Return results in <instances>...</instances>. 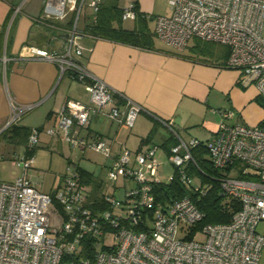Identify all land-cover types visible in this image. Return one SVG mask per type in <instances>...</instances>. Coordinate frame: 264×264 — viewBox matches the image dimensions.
Wrapping results in <instances>:
<instances>
[{
  "label": "built area",
  "instance_id": "1",
  "mask_svg": "<svg viewBox=\"0 0 264 264\" xmlns=\"http://www.w3.org/2000/svg\"><path fill=\"white\" fill-rule=\"evenodd\" d=\"M84 1L44 0L46 17L62 19L67 10L75 11L74 26L66 34L61 54L35 46L27 49L32 57L58 65L60 74L69 73L89 96L87 103L68 99L48 134H60L80 152L89 148L108 158L109 142L84 132L93 116L105 114L127 129L141 111L156 116L110 88L76 59L81 54L74 39L76 19ZM99 3L91 2L95 9ZM167 3L171 14L155 18L156 36L176 50H183L192 37L228 46L224 67L238 71L244 84H254L264 101V0ZM135 16L131 0L121 17ZM6 62L7 57L0 56V69ZM35 105L10 101L6 126L18 123ZM217 112L218 130L209 140L178 139L166 160L178 173L180 183L197 197L204 195L209 185L194 184L188 173L191 147L203 144L217 170L230 172L239 162L243 168L236 175L223 172L218 179L222 194L240 203L229 222L196 227L203 213L188 195L154 207L152 185L161 181L154 146L133 154L127 149L118 152L106 166L105 179L112 191L96 198L89 195L74 163L66 167L54 191L38 190L27 176L34 156L21 154L11 160L21 175L12 182L0 181V264H260L264 235L256 228L264 222V123H230L233 110ZM165 124L173 130L170 123ZM38 135L33 130L28 147L38 143ZM240 172L248 178L240 177Z\"/></svg>",
  "mask_w": 264,
  "mask_h": 264
},
{
  "label": "crops",
  "instance_id": "2",
  "mask_svg": "<svg viewBox=\"0 0 264 264\" xmlns=\"http://www.w3.org/2000/svg\"><path fill=\"white\" fill-rule=\"evenodd\" d=\"M43 1L0 0V56L7 57L5 67L0 69V143H8L2 132L7 128L10 101L36 104L17 124L41 127L40 132L37 130L39 140L43 130L56 127L57 113L68 99L89 101L82 83L69 73L60 74L58 65L32 57L27 49L35 46L61 54L66 34L74 26L75 11L67 10L62 19L49 18L42 11ZM92 1H84L76 19L74 39L81 50L76 59L110 88L123 92L156 116L141 111L130 129L105 114L93 116L84 132L109 142L111 154L104 162L106 166L123 149L133 154L142 147L154 146L158 177L161 180L159 168L163 167L170 180L175 170L165 160L170 149L178 139L188 142L191 138H211L218 130L217 110H233L230 123H264V101L254 84H244L238 71L224 67L227 46L218 43L220 48L206 52L187 44L183 50H176L158 39L155 18L171 14L167 0H132L137 3L135 18L114 20V24L136 34L132 41L95 36L87 30L96 20L100 4H115L124 10L131 0H100L98 9ZM51 136L52 141H64L60 134ZM19 145L21 154L27 155L28 145ZM4 154L9 150L0 149V162ZM81 168L96 178L93 181L97 187L82 180L91 197L112 191L102 173ZM60 183L61 177L56 188Z\"/></svg>",
  "mask_w": 264,
  "mask_h": 264
},
{
  "label": "trees",
  "instance_id": "3",
  "mask_svg": "<svg viewBox=\"0 0 264 264\" xmlns=\"http://www.w3.org/2000/svg\"><path fill=\"white\" fill-rule=\"evenodd\" d=\"M135 8L137 15V3H135ZM122 12L123 10L117 8L115 4L110 7H108V5L100 4L96 20L88 27V32L95 36L121 41H132L136 39V34L132 30L129 31L123 29L121 25L114 24V20L121 18ZM72 23L73 19L71 20V24ZM203 43H205V41L197 42L194 45V48L198 51L202 49L204 50L205 47H203ZM227 48V54H229L230 49L228 46ZM33 130L40 131L42 128L39 127L31 129L20 126L16 123L7 126V128L2 132V137L6 140V142L14 145H26L28 137ZM199 141L200 143L205 142L201 140ZM35 147L36 145L28 147V156H33ZM190 152L192 155V161L187 164L188 173L190 175H198L203 183L209 185L207 192L204 195L197 197L180 183L178 173L175 172L168 182L165 183L160 181L152 185V193L155 197L154 207L162 205L166 201L173 198L188 195L191 197L197 208L203 213V217L200 222H198L196 227L201 228L206 224L229 222L233 213L238 211L240 208L239 200L236 198L227 199V197L222 194L218 180L221 173L213 167L208 156V150L203 144L191 147ZM77 168L81 180L91 183L93 186L97 187V184H95L96 181H93L96 180V178H93L90 172L82 169L80 166ZM239 176L242 178H248V174H243L242 172L239 173Z\"/></svg>",
  "mask_w": 264,
  "mask_h": 264
},
{
  "label": "rangeland",
  "instance_id": "4",
  "mask_svg": "<svg viewBox=\"0 0 264 264\" xmlns=\"http://www.w3.org/2000/svg\"><path fill=\"white\" fill-rule=\"evenodd\" d=\"M159 39V38H158ZM198 38L192 37L188 41V47H194L197 42H204ZM205 51L217 50L220 48L218 43L211 41H205L203 43ZM40 132V131H39ZM39 136V135H38ZM53 136L47 133V130H43L40 134V140L36 144L34 156V164L29 169L28 174L34 181L35 186L38 190L44 193H51L55 190L56 186L60 181V177L65 173L66 167L71 164H77L88 170L94 171L96 174L102 173V176L106 174V165L104 164L105 156L102 154L84 149L83 151H78L75 148L69 146L65 141L58 143L55 140L52 141ZM9 150V154H4L0 162V180L5 182H12L19 174L21 175V169L13 164L11 160L15 157L21 155L22 146L12 145L5 142L0 143V149ZM166 160V159H165ZM163 167L159 168V175L162 182H168L169 177L164 173ZM243 168V166L236 162L234 167L230 172H224L219 170L222 174H228L234 176L237 174L238 169ZM172 169V168H171ZM201 178L198 175H193V183H200ZM121 183V181H119ZM203 183V182H202ZM123 189H121L122 191ZM54 222V218H53ZM257 232L264 235V222H260L256 228ZM264 262V249H262V257L260 259V264Z\"/></svg>",
  "mask_w": 264,
  "mask_h": 264
}]
</instances>
